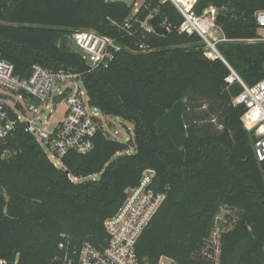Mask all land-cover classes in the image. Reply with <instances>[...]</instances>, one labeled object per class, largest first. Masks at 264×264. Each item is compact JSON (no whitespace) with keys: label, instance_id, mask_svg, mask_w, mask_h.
Listing matches in <instances>:
<instances>
[{"label":"trees","instance_id":"16d2710c","mask_svg":"<svg viewBox=\"0 0 264 264\" xmlns=\"http://www.w3.org/2000/svg\"><path fill=\"white\" fill-rule=\"evenodd\" d=\"M208 6L218 9L227 40L216 47L225 62L207 58L198 35L178 33L182 17L170 2L149 0L138 12L145 19L156 10L167 36L139 30L129 37L113 24L131 11L124 1L0 0V58L23 77L33 64L82 73L90 104L129 122L134 145L124 153L129 141L100 132L91 152L67 154L59 169L22 124L0 140L1 258L63 264L61 243L69 250L83 241L104 247V220L153 169L152 187L165 198L136 243L140 260L167 255L179 264H213L201 250L225 206L237 218L220 237L219 264H264V160H257L256 137L240 120L244 106L231 102L242 87L225 80L230 69L249 86L264 79L255 21L264 0H198L194 10ZM77 29L119 46L106 67L90 69L71 47ZM141 41L152 50L140 51ZM199 98L210 107L203 109Z\"/></svg>","mask_w":264,"mask_h":264},{"label":"built area","instance_id":"2783aa9c","mask_svg":"<svg viewBox=\"0 0 264 264\" xmlns=\"http://www.w3.org/2000/svg\"><path fill=\"white\" fill-rule=\"evenodd\" d=\"M112 3L116 0H105ZM161 3L170 2L181 15L182 20L177 27L178 33L196 34L203 44V54L209 59H223L216 45L227 40L216 23L218 9L208 6L200 14L194 7L198 0H159ZM149 0H134L129 15L120 23L113 22L127 36H134L139 30L153 32L148 21L156 10L141 19L138 12L146 7ZM258 25L257 41H264V10L255 13ZM168 31L169 26L161 19ZM82 50L81 56L90 59V69L106 67L113 59L114 52L119 46L112 38L99 35L93 30L77 29L71 33L70 41ZM138 48L142 52L151 51V46L141 41ZM75 50V49H74ZM225 62V61H224ZM88 65V64H87ZM225 78L228 83L236 80L242 87L240 93L232 98V104L243 105L244 111L240 120L244 128L253 132L256 137L254 152L258 161L264 160V79L254 85L245 84L232 70ZM0 88L10 95L0 93V140L13 133L19 124L24 125L43 149L52 164L65 169L63 159L67 154H87L95 147V138L102 132L106 137L118 140L105 126L106 117L101 111L90 104L87 89L83 83V75L70 69L53 70L39 64H33L28 76H20L15 72L12 63L0 58ZM15 95L16 98L12 97ZM63 104L62 117L50 128L48 125L53 115ZM129 136L123 142L129 141ZM129 148L124 153H130ZM118 154V153H117ZM4 155H6L4 153ZM72 181L74 176L68 175ZM155 178L153 169H145L141 173L138 185L127 188L125 196L116 212L104 220L107 234L106 245L102 248L83 241L77 248L69 250L61 243L60 249H66L61 256L63 264H179L167 255H160L150 263L140 260L136 254V243L149 225L161 206L165 194L153 189ZM230 224L227 216H215L208 239L201 254L219 264L220 237L227 231ZM0 264H19L18 255L13 260L0 257Z\"/></svg>","mask_w":264,"mask_h":264},{"label":"rangeland","instance_id":"374dc122","mask_svg":"<svg viewBox=\"0 0 264 264\" xmlns=\"http://www.w3.org/2000/svg\"><path fill=\"white\" fill-rule=\"evenodd\" d=\"M119 1H124L126 4H131L134 0H119ZM140 1V0H138ZM0 93L4 94V95H10L9 92L3 90L0 88ZM12 97L16 98L15 95H12ZM196 101V103H201L202 107H204L203 109H208L210 107V104L203 98H199ZM58 110L57 112L53 115L52 120L50 121L48 128H50L56 121L60 120L62 117L61 111L64 109V105L61 104L58 106ZM213 116V115H212ZM105 120V126L107 127V130H109L111 132L112 135H114L115 137L118 138L119 141H124L126 139V137L129 136L130 140H129V146L130 148L134 149V145H133V126L118 117H113V116H106L104 118ZM131 152H133V150H131ZM99 177V174H94L91 176L86 177L85 179H97ZM218 216L223 218L226 217L228 218L230 224L228 225V228L232 227L233 222L236 220L237 218V213L235 209H231V208H227L225 206H222L219 211H218ZM208 239V237L206 238V240Z\"/></svg>","mask_w":264,"mask_h":264},{"label":"water","instance_id":"95a60500","mask_svg":"<svg viewBox=\"0 0 264 264\" xmlns=\"http://www.w3.org/2000/svg\"><path fill=\"white\" fill-rule=\"evenodd\" d=\"M149 25L152 27L153 32L157 35H161V36H167L169 31L168 29L162 25L161 23V17L160 15L157 13L155 14L152 18L149 19L148 21ZM70 45L73 49H75V51L82 53V50L75 44V42L73 40L70 41ZM85 62L90 65L91 61L89 58L86 57Z\"/></svg>","mask_w":264,"mask_h":264}]
</instances>
